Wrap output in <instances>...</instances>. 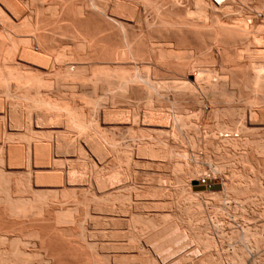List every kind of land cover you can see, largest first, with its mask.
Segmentation results:
<instances>
[{"label":"bare ground","instance_id":"obj_1","mask_svg":"<svg viewBox=\"0 0 264 264\" xmlns=\"http://www.w3.org/2000/svg\"><path fill=\"white\" fill-rule=\"evenodd\" d=\"M214 1L0 0V89L4 90L5 97L14 99L11 114L16 116L17 112L23 114L21 111L26 110L29 115L28 109L35 112L38 110L37 114L44 115L38 117L42 118L40 122L48 119V126L64 127V131L56 135L55 143L52 141L56 151H59L57 154L64 156L68 151L67 156L74 147L76 153L82 156L80 159L78 155V160H88L87 155H84L85 149L91 157L89 163L85 161L88 170L84 164L79 169L72 167L74 159H66L69 164L72 162L68 171L62 173L63 176L60 173L56 176L57 172L53 175L51 171H55L53 167L60 159L52 153V156L49 155V148L41 142L43 140H35V134L29 130L31 116H28L29 125L25 137L30 132L33 135L30 134L28 140L30 138L34 141L29 143L25 138L29 144L26 143L28 148L25 155L21 154L20 148L0 144V182L3 181L5 185L8 182L2 177L1 169L4 166L9 171L10 168L20 170L25 166L27 183L33 187H29L33 195V190L36 191L34 188L47 186L45 190L37 189L36 194L44 191L49 193L48 196L51 193L56 196V193L61 192L63 197L64 193L68 194V189H73L71 194L74 191V195L78 193L81 199L77 198L79 202H76V196L72 194L76 199L73 205L79 207V211L83 210L82 216L85 218H72L69 209L66 210L69 215L60 210V215L57 212L59 217L56 216V223L59 219L62 221L64 216L61 224L76 225L74 229L66 228L64 224L63 229L54 227L52 230L53 226L49 229L43 221L36 220L40 223L36 228V235L40 238L38 246L43 255H52V259H49L52 264H59L63 259L74 264L262 263V260L256 258L255 252L261 249L259 245L264 240L263 237H257L252 230L257 224L250 221L256 215L258 218L264 217V71L261 75L262 67H259L260 70L256 68L252 71L259 72H252L255 74L254 77L250 76L253 80L237 84L236 77H230V73L236 69L239 60L236 61L234 57L236 63L228 64L232 56L231 44L238 40L236 36L241 37L238 33H242L245 26L247 31L252 28L250 23L246 24V20L238 22L248 14L245 12L250 10L248 8L252 2L237 0L238 3H234L235 0H231V5L237 4L231 7L227 0H223L225 3H221L222 0H219L220 3ZM210 2H213L212 6ZM240 9L246 11L242 13ZM254 10L251 8L252 12ZM240 13L245 15L241 17ZM259 15L264 13L260 12ZM261 18L264 19V16ZM234 19L241 24L239 28L238 23L232 26ZM206 22L209 23L207 28L213 26L215 31L209 29L216 32L214 36L207 33L204 40L202 36L206 33L203 31L209 30L203 28L200 31L202 27L199 24L200 30L194 29L199 34L203 32L200 36L204 42L211 41V46H206L209 42L204 43L198 33V40L204 45L196 40V35H193L194 38L190 36L197 23H205L202 25L205 27ZM230 22L232 25H229ZM260 23L264 24V21ZM226 26L232 27L227 32H232L231 29L234 31L236 26V30L242 31L235 30L237 34L232 32L235 40L229 33L226 34L233 39L224 35L223 38L221 35L215 37L217 33L224 34ZM255 27L248 31L252 32L253 37ZM258 29L256 33L260 34L263 26L261 31ZM249 33L247 38L252 35L249 36ZM209 35L214 38L213 41L208 39ZM247 38L245 36L244 40ZM250 38L246 41L251 40L255 48L260 42L264 47L263 40H258L259 44L256 45L253 38ZM244 40L243 46L246 47ZM243 42L236 46L242 47ZM200 45L210 48L211 52ZM212 46L218 48V53H214ZM212 53L213 63L220 55L225 61L221 60V64L216 61L214 65L210 62L212 66H209L207 60H204L205 66H197L201 57L212 59L209 58ZM5 64L14 65L16 71H2ZM87 68H95L96 72L90 86L87 85L91 89L85 86L86 91L82 89L84 81L78 77V71ZM225 74L229 75L230 80L223 77ZM58 78L62 82L63 91L68 92L72 100L79 99V106H70L73 103L72 100L69 103L70 97L67 101V98H62L66 102L60 106L57 100L46 99L47 95L42 97L41 87L44 88L50 80ZM9 83L14 85L13 93L8 91ZM77 86L82 90L76 92ZM86 106L91 110L90 113ZM87 110L92 115L88 119L87 116H90L86 114ZM27 115L24 117L27 118ZM15 119V122L19 121ZM46 121L42 123L44 126L48 124V121L45 124ZM20 122L21 119L14 125L21 126ZM37 122L40 126L39 120ZM201 123L206 126H201ZM16 129L20 127L16 126ZM70 133L82 139L79 147H72L73 143L69 147L72 138ZM184 142H187L189 149L188 146L187 149L181 147H186ZM67 147L70 149L65 151ZM181 158L193 159L195 163L191 166L189 163L193 161L188 159L190 162L187 161V165L184 163L186 159L183 161ZM76 160L74 162L79 164L80 161ZM48 172L51 175L46 176ZM201 180H211L220 189L193 191L192 188L198 186L194 183ZM8 190H4L5 193ZM12 200L6 199L7 202ZM27 200L8 204L9 208H17L18 211L9 213L10 218L6 215L0 217L1 229L11 230L19 224L36 223H31L33 217L27 219L30 214L27 206L34 208L38 201L32 203ZM67 201L66 198V205H62L67 206L68 203L72 207L70 201ZM41 204L42 208L44 205ZM202 207L218 210L214 214L209 210L212 213L211 217L208 213L212 219L209 218V221L213 225L212 229L207 225L210 232L203 225L200 226L202 219L199 221L194 218L195 210L198 209L195 215L197 218ZM40 213H37L39 219L42 216ZM15 221L21 222L18 224ZM87 221L91 225L89 229L83 227L84 224L89 226L85 223ZM52 223L55 224V221ZM261 224L264 223L259 226ZM3 234L0 232V243L8 242V250H0V264H41L34 262L32 255L20 251L16 247L17 241ZM260 256L261 253L259 259L264 258Z\"/></svg>","mask_w":264,"mask_h":264},{"label":"rangeland","instance_id":"obj_2","mask_svg":"<svg viewBox=\"0 0 264 264\" xmlns=\"http://www.w3.org/2000/svg\"><path fill=\"white\" fill-rule=\"evenodd\" d=\"M207 1V0H206ZM209 1V0H208ZM212 1H214V0H212ZM216 1V0H215ZM214 1V2H215ZM221 1V0H220ZM225 2H226V0H224ZM223 0L221 1V3L222 2H224ZM233 1V0H232ZM231 0L229 1V0H227V3L228 4H230V6L231 7H233V5H237V4H232L231 5V3H233ZM249 1V0H248ZM256 1H258V2H256ZM264 0H251V1H249V2H252V3H250V5H249V8L248 9H250V10H248L247 12H245L246 10H239L240 12H242L243 13V11L245 12V14H247V15H245V14H242V13H240L241 14V17L243 16V15H245V16H243L244 17V19H240L238 22H240L241 20L244 22L245 20V22H246V24H249V26H251L253 29H254V25H256V27H255V29H256V31H257V29H258V27H259V29H258V31L260 30V28L263 26V29H264V24H261L260 22L262 21H264V19L263 18H261L262 20H260L259 18H260V16L261 17H263L264 15H259L260 14V12L263 14L264 13V11H263V8H264V2H263ZM217 2H219V0H217ZM224 2V3H225ZM211 3H213V2H210V6H212V4ZM220 3V2H219ZM226 3V4H227ZM234 3H238V1L237 0H235V2ZM257 3L258 4H260V5H257ZM208 4V3H207ZM251 4H253V6L251 5ZM208 5V6H209ZM239 5V4H238ZM261 5H262V9H261ZM256 6H258V8H256ZM254 10V8L256 9V11L259 13H257V12H255V10H254V12H252L251 11V8ZM209 8V10H210V7H208ZM234 8H235V6H234ZM258 9V10H257ZM263 12H262V11ZM235 11H236V9H235ZM249 11L251 12V13H249ZM260 11V12H259ZM253 13H256L255 15L253 14ZM249 14L251 15H254V17L256 18V20H254L255 18L251 15V16H249ZM257 15H258V17L259 18H257ZM249 17H252V18H250L249 19ZM251 19L252 20H254V21H256V22H254V21H252V22H250L251 21ZM257 19H259V20H257ZM235 21L233 22L234 24L232 25V22H230V24L229 25H232V26H234L235 25V23H238V22H236V19H234ZM233 21V20H232ZM249 21V22H248ZM259 21V22H258ZM242 22V23H243ZM258 22V23H257ZM256 23V24H255ZM260 23V24H259ZM198 24H199V26L200 27H202V29L200 30V27L198 26ZM205 23H201V25H200V23H197L196 24V26H195V23H194V26L195 27H193L192 28V30L194 29V28H198L200 31H203L204 29L203 28H205V29H207V31L208 32H206L205 30L203 31L204 33H206L205 35H203L202 36V33H200L201 34V36L203 37V39L205 38H207V36L206 35H208L209 33H210V35L211 34H213V33H216V32H213V31H215V30H213V26H211V28L208 26V28H207V25H209V23H207L206 22V25H205V27L204 26H202V25H204ZM239 24L240 23H238V28H239ZM244 25H245V23H243ZM252 24H254V25H252ZM257 24H258V27H257ZM192 25V24H191ZM261 27H260V26ZM198 26V27H197ZM237 26H236V28L234 29V27H233V29H234V31L237 29ZM240 26H241V24H240ZM243 26V25H242ZM248 26V27H249ZM190 27H192V26H190ZM230 28H232L231 26H229ZM228 26H226V29L224 28V30H226V32H223L224 34H222V32H220V34H216L215 35V37H217L218 38V36L219 37H221L222 36V38H223V35L224 36H226V37H228L229 38V34H231V36L234 34V33H236L237 34V32H234L232 29L230 30V31H232V32H234V33H232V32H227L230 28H229ZM246 28H244L245 30H243V32L242 33H245L247 30L246 29H248L247 28V26H245ZM250 27V28H251ZM211 30H213V31H210V29ZM229 28V29H228ZM241 28V27H240ZM249 28V29H250ZM251 28V29H252ZM190 29V28H189ZM228 29V30H227ZM251 29L250 30H248L249 32L251 31ZM262 29V31L260 32V34L261 33H263L264 32V30ZM191 30V29H190ZM191 30V31H192ZM239 30V29H238ZM238 30H236V31H238ZM191 31H189V32H191ZM194 31H197V32H194ZM222 31V30H221ZM239 31H242V29H240ZM238 31V32H239ZM247 31V32H248ZM255 33H256V31L255 30H253ZM131 32V31H130ZM129 32V33H130ZM195 33V34H192V33ZM248 32V33H249ZM253 32V33H254ZM132 34H133V32H131ZM196 33H198V35L200 36V34H199V31L198 30H193L192 32H191V34H190V36H192V38H194L193 37V35H196ZM208 33V34H207ZM226 33H229V34H226ZM242 33H238V34H240V36L242 37H239V35L238 36H236V37H238V40L236 39V37L234 38L233 36H235V34L231 37L233 40H235L236 39V42H238L240 39H241V41L240 42H243L242 41V39L244 40V37L246 36V38L248 37V33H246V34H242ZM255 33H254V37H256L255 36ZM258 33V34H257ZM256 34H257V36L260 38V34H259V32H257ZM131 34V35H132ZM226 34V35H225ZM242 34V35H241ZM250 34H252V32L251 33H249V36H250ZM264 34V33H263ZM262 34V36H264ZM209 35V36H210ZM221 35V36H220ZM260 35V36H259ZM197 36V35H196ZM195 36V37H196ZM200 36V37H201ZM212 36V35H211ZM211 36H210V38L208 37V39L210 40V39H212L211 38ZM213 36H214V34H213ZM244 36V37H243ZM262 36H261V39H258V37H256L255 39H254V37H253V34L249 37L250 39H252L253 41H254V44H255V42H256V45L257 44H259V41L258 40H263L264 41V39H262ZM202 37L200 38L202 41H203V39H202ZM249 38H247V39H249ZM264 38V37H263ZM199 38H198V36L196 37V40H198ZM199 39V40H200ZM204 39V40H205ZM214 39V38H213ZM213 39H212V41H213ZM216 39V38H215ZM246 39V40H247ZM257 39V40H256ZM198 40V41H199ZM246 40H244V41H246ZM256 40V41H255ZM202 41H199V42H201L202 44H203V42ZM216 41V40H215ZM214 41V42H215ZM251 41V40H250ZM250 41H246V47H244L243 46V44L245 43V42H243L242 43V47H241V45H238V46H240V47H238V46H236V44H239L240 42H238V43H236V42H234V43H232L231 44V47H230V54L232 55V56H230L229 58H231V59H229V62L230 63H228L229 65L231 64H233L232 62H235V60H234V57H235V59H236V61H238L239 60V64L237 65V63H236V65H235V63H234V65L236 66V69H234V71H231V68H229L230 69V71H231V73H230V77H232V78H234L235 79V77H236V82H237V84H240V83H238V82H245V83H247V81L249 82L250 80H253L252 79V77H254L253 75H255V74H253V73H256V72H259V71H252V70H254V69H256V68H258V70H260L259 69V67H262L261 69H263V70H261L260 71V73L262 72V71H264V47H262V43L260 42V44L258 45V47L257 48H255L254 46H252L253 45V43H250ZM252 41V42H253ZM199 42H197V43H199ZM206 42V41H205ZM204 42V43H205ZM207 42H209L208 43V45H206V46H209L210 45V43H211V41H208L207 40ZM206 42V43H207ZM213 42V43H214ZM247 42H249L250 43V45H248V43ZM200 43V44H201ZM212 43V45L214 46V44ZM264 43V42H263ZM241 44V43H240ZM204 45V44H203ZM203 45H200V47L202 46L204 49L206 48V50L208 49V47H204ZM245 45V44H244ZM255 45V46H256ZM264 45V44H263ZM211 46V45H210ZM212 46V48H213V50L215 49V52L214 53H218L217 51H216V48H214ZM250 46H252V49H250ZM201 47V48H202ZM245 49H244V48ZM255 48V50H253L254 48ZM262 47V48H261ZM212 48H211V50H212ZM249 48V50H247L246 51V49H248ZM204 49H202V51L204 50ZM218 49V48H217ZM206 50H204V51H206ZM209 51H210V48L208 49ZM213 50H212V52H213ZM245 50V51H244ZM250 50H252V51H250ZM209 51H206V53H208ZM236 51V52H235ZM241 51H244V52H241ZM211 52V51H210ZM214 53H212L211 54V56L209 57V58H212V59H210V60H208V58L207 59H203V57H201L202 59H200L202 62H203V64H202V62L200 61V63L202 64H200V63H198L197 64V66L199 65V66H205L204 65V63H205V61L204 60H207L206 61V64H210L209 66H212V65H214V63H216V61L217 62H219L220 64L221 63H223V62H221V60H223L224 59V57H223V59L221 58L222 56L220 55L219 56V54L217 55V56H219L220 58H217V56L215 55V57L217 58V59H219V61L217 60V59H214V63L212 62V60H213V55H214ZM229 54V55H230ZM208 57V56H207ZM205 58V57H204ZM227 59H228V57H227ZM232 59H233V61H232ZM223 61H225V60H223ZM210 62H212V65H211V63ZM217 64V63H216ZM208 66V65H207ZM220 66V65H219ZM223 66V65H222ZM2 67L0 66V69H1ZM227 67H225V69H226ZM233 68H234V66H233ZM224 69V70H225ZM228 69V68H227ZM226 69V70H227ZM257 70V69H256ZM2 71H10V73H13V72H15L16 71V69H15V66L14 65H11V64H5V67H4V70H2ZM95 72H96V69L95 68H87V69H82V70H80V71H78V77L79 78H81V79H83L82 80V82L84 81V83H82L83 85H84V87L85 86H87V85H89L90 86V84L92 83V80H94V78H93V75L95 74ZM229 72V71H228ZM253 72V73H252ZM225 73H226V71H225ZM250 73H252V74H250ZM259 73V74H260ZM264 73V72H263ZM263 73H261V75L263 74ZM227 74H229V73H227ZM227 74H225L223 77L226 79V78H228L229 80H230V77H229V75H227ZM227 75V76H226ZM250 76H252V77H250ZM59 79V81H60V78H58ZM57 79V80H58ZM70 79V78H69ZM68 79V81H70ZM81 79H79V82L81 81ZM57 80H50L48 83L49 84H47L44 88L43 87H41V89H40V92L41 93H43L44 94V96H43V94H42V97L43 98H45V95H47V97L48 98H46V99H49V100H51L52 98V100L51 101H54V99H55V101H56V103L57 102H59V103H57L59 106L60 105H63V104H65V103H63V102H66L67 100H69L70 99V102L69 103H71V100H72V97H70L69 95V93L68 92H64L63 90H64V88H62V86H61V81L59 82V81H57ZM261 81V80H260ZM66 82V81H65ZM252 82V81H251ZM59 84H60V86H59ZM86 84V85H85ZM82 85V86H83ZM79 86V85H78ZM78 86L76 87V89H78V90H75L76 92H78L79 90H82V89H87V87H82V89L80 88H78ZM60 88H61V90H60ZM91 89V88H90ZM89 89V87H88V90H90ZM45 90V91H44ZM84 90V91H85ZM8 91L10 92V93H13V91H14V85L12 84V83H9V85H8ZM87 91V90H86ZM32 93V92H31ZM100 93V92H99ZM98 92H96V94H99ZM70 97V98H69ZM62 98H67V99H62ZM69 98V99H68ZM60 99H62V101L60 100ZM13 101H14V99H12L11 97H5V94H4V90L1 88L0 89V104H1V108H2V110H1V108H0V144H4V145H6V146H11V145H13L14 147H17L18 149L20 148L21 150H22V152H21V150H20V152H21V154L23 153V155H25V153H26V150H27V148H28V142L26 141V137H27V140H28V137H29V135L31 134V136L33 135V134H35V135H33V136H35V140L37 139V140H43V141H41V142H43V144L45 145H47V147L49 148H47L48 149V152H49V155H51L50 153H52V155L53 156H55L58 160L60 159V162L59 161H57L58 163L53 167V169L55 170V171H51V173L54 175V173H58V175H56V176H59V173L63 176V174L64 173H66L67 171H68V169H69V167H70V165L72 164V162H73V164L71 165L72 167H78V169L80 168V167H83V164L85 165V167L88 165V164H86V162H88V160H90L91 161V157H90V152L87 150V149H85V156H86V159H88V160H85V159H82V160H85L84 162L83 161H81L80 159H81V157H80V155L78 154V153H76L77 152V150H74L75 148L73 147V146H78L79 147V143H80V141L82 140L81 138L79 139V137L77 136V137H75L73 134H75V133H70V134H72V135H70V136H72V138H70L71 140V143H69L70 144V146L69 147H71V144L73 143V144H75V145H73L72 144V154H71V152H70V154L68 153L67 154V156H66V153L68 152V151H66V150H68V148L69 147H67L66 149H65V151H66V153H65V151H64V153H65V155L63 156L62 154H57V153H59V151L57 152L56 151V149H55V145H54V141H55V137H56V135H59L61 132H63L64 130V127H62V129L61 128H59V127H55L54 126V128H53V126L51 127V126H48L49 125V121H48V119H45V117H44V119L45 120H47L48 121V124H47V121H46V123L45 124H47V125H43L44 123L43 122H45V120L43 121V122H40V120L42 121V118L40 119H38V117L39 116H41V114L40 113H38L37 114V112H39L38 110L35 112V110H29L28 109V111H27V113L29 114V115H27L26 114V110H22L21 112L24 114H21V113H19V112H17V114L16 113H13V114H16V116H13L11 113H12V105H13ZM67 102V103H68ZM72 102L73 103H71L70 104V106L72 105V107H75V105H76V107L77 106H79L80 105V103H79V99L76 101H74V100H72ZM63 103V104H62ZM73 104H74V106H73ZM78 104V105H77ZM69 105V104H68ZM88 106V105H87ZM86 106V108L87 109H89L90 108V105L87 107ZM75 107V108H76ZM93 107V106H92ZM95 107H97V106H95ZM9 108H10V110H9ZM91 109V108H90ZM89 109V110H90ZM95 109H98V107L97 108H95ZM11 111V112H10ZM10 112V113H9ZM33 112V113H32ZM41 112V111H40ZM91 112V110L89 111V113ZM88 113V110L86 111V114L88 115L89 114ZM20 114H21V116H20ZM31 114V115H30ZM50 114V113H49ZM48 114V115H49ZM52 114V113H51ZM50 114V115H51ZM92 114V113H91ZM11 115V116H10ZM17 115H19V116H17ZM23 115V116H22ZM27 115V118H25L24 116H26ZM36 115H38V116H36ZM53 115V114H52ZM86 115V116H87ZM28 116H31V117H29L30 119H31V121H30V128H29V130H30V132H32V133H28L27 135H26V137H25V134H26V129H28V126L27 125H29V123H28ZM44 116V115H43ZM43 116H41V117H43ZM89 116L90 117H88L87 116V119L88 118H91L92 117V115H90L89 114ZM10 117H11V120H10ZM12 117H13V119L14 118H17V121L19 120L20 121V119H21V126H18V124H16V125H14V123H18V122H15L16 121V119L15 120H13L12 119ZM19 117V118H18ZM194 118H192V120H193ZM27 120V122H25ZM34 120H36V121H33ZM37 120H39V122L41 123V125L39 126V124H38V122H37ZM193 121H198L197 119H194ZM22 122H24V123H26V126H25V124L24 123H22ZM52 122V121H51ZM53 122H55V121H53ZM200 122H202V123H204L202 120L200 121ZM36 123V124H35ZM43 123V124H42ZM202 123H201V126H203L202 125ZM15 127H14V126ZM37 125V126H36ZM4 126V127H3ZM10 126V127H9ZM16 126L19 128L20 127V129H16ZM48 126V127H47ZM62 126V125H61ZM204 126H206V125H204ZM203 126V127H204ZM203 127H201L202 129H203ZM5 128V129H4ZM59 128V129H58ZM3 129H4V131L5 132H3ZM24 130H25V132H24ZM54 131V132H51V131ZM56 130V131H55ZM59 130V131H58ZM62 130V131H61ZM204 131L206 130V129H203ZM28 132V131H27ZM57 132H59V133H57ZM4 133H6L5 135H4ZM55 133V134H54ZM5 137H4V136ZM9 135V136H8ZM6 137H8V139L6 138ZM9 137H10V139L12 140H10L9 139ZM38 137V138H37ZM39 137L40 138H42V139H39ZM50 137H51V139H50ZM52 138H53V140H52ZM75 138V140H72V139H74ZM48 139H50V140H48ZM5 140V141H4ZM8 140H10V141H8ZM31 140V141H30ZM4 143H3V142ZM29 143L31 142L32 143V141H34V140H32V139H30L29 138ZM40 141H37V142H40ZM54 143H53V142ZM69 141V142H70ZM73 141V142H72ZM75 141V142H74ZM77 141H78V143H77ZM52 142V143H51ZM12 143V144H11ZM26 143L28 144V145H26ZM77 143V144H76ZM184 143H186V147H185V145H180L181 147H183L184 149H187V146H188V149H189V145H187V142H184ZM184 143H182V144H184ZM68 144V145H69ZM181 144V143H180ZM27 146V147H26ZM70 149V148H69ZM190 150H192L191 148H190ZM200 150V149H199ZM62 151V152H63ZM70 151V150H69ZM84 151V150H83ZM61 152V153H62ZM63 153V154H64ZM51 155V156H52ZM59 155V156H58ZM79 155V157H80V159L78 160V158L79 157H77ZM84 157V156H83ZM188 157H189V155H188ZM85 158V157H84ZM66 159H70V160H72V159H77L76 160V162H79L80 161V163L78 164V163H75L74 162V160H72V162L70 161V164H69V161H67ZM183 161L186 159V158H181ZM190 161L192 160L193 161V159H190V158H188ZM188 159H186V162H184V163H186L187 165H194V163H195V161H193V163L192 162H190ZM66 160V161H65ZM182 160H180L181 162H183ZM64 161V162H63ZM187 161H189L190 163L188 164V162ZM201 161V160H200ZM62 162H63V164H62ZM65 162H67V163H65ZM83 162V163H82ZM60 163H61V165H60ZM89 163V162H88ZM59 164V165H58ZM67 164V165H66ZM69 164V165H68ZM80 164H82V165H80ZM64 165H66V166H64ZM73 165H75V166H73ZM69 166V167H68ZM56 167V168H55ZM71 167V168H72ZM187 167H190V166H187ZM186 167V168H187ZM1 168V167H0ZM8 167H5L4 166V168L3 169H1L2 170V174H3V176L2 177H4V179H5V181H8L7 183H6V185H7V187H9V188H7L6 187V185H5V183L3 184V181H1L0 182V187H2V185H3V187H2V189H0L1 191H0V217H5V215H6V217L7 218H10L9 216V213H11V214H13V212L14 213H16L15 211H18L17 210V208H15V209H11V208H9L8 207V204H12L13 202H16V201H18V200H24L25 201V199L27 200V201H29V202H32L33 203V201H38V203L39 204H41V201H43V202H45V204L42 202V204L41 205H44V206H42V208H41V206L38 204V203H34L35 205H34V208L32 207H29V206H27V205H29V204H26V206H27V211H29V213L31 214H29V216L27 217V219L30 217V218H34V216H35V214L34 213H36V219L34 220L33 218V220L31 219L30 220V218H29V220L30 221H32L31 223H35L36 222V220H37V222H38V220L39 221H43V224L45 225V226H47L49 229H52V226H53V229L52 230H54L55 228H59V229H63V225L65 224V223H62L61 224V222H63V219H64V216L62 215V213H67L68 215H69V212H67L68 211V209H69V211L71 210V211H73V212H71L70 211V213L72 214V218H76V219H78V216L80 217V216H84V212H83V210L81 209L80 211L78 210V208L79 207H75L74 205L76 204H74L73 202H75V200L79 197V195H78V193H76L75 192V195H74V191H72V194L74 195V197L76 198H74V197H72V194H71V190H73V189H66L67 190V192H68V194H65L64 192V196L62 197V194H61V192H58V193H56V196L58 197H56L53 193H51L49 196L47 195V193L48 192H44V191H42V192H40L39 191V195H41V197H43L44 199H42L38 194H36L38 191H37V189H39V190H41L42 188V190H45V188L47 187H37V188H34V189H36V191L35 190H33V192H34V195H33V193L31 192V190H32V186L29 184V183H27L28 181V178H27V176H26V174H25V172H26V168H25V166H23L22 168H20V170L19 169H16V168H13L12 170H11V168H10V171H9V168L7 169ZM87 168V170H88V166L86 167ZM16 169V170H15ZM64 172H63V171ZM19 171V172H18ZM50 172V171H49ZM48 172V173H49ZM63 173V174H62ZM49 175H51L50 173L49 174H47L46 176H49ZM60 175V176H61ZM8 178V180H6ZM58 178V177H57ZM62 178V177H61ZM2 183V184H1ZM19 184V185H18ZM18 185V186H17ZM28 185V186H27ZM32 187V188H29V187ZM3 188H5V189H3ZM6 189L9 191L8 193H5V191H6ZM31 189V190H30ZM5 190V191H4ZM69 190H70V192H69ZM4 191V192H3ZM45 193H46V195H45ZM44 194V195H43ZM49 194V193H48ZM52 194H53V196H52ZM40 197V199H41V201H39L40 199L38 198V196ZM68 196V197H66V196ZM71 195V196H70ZM34 196V197H33ZM51 197H53V199L51 198ZM55 197V198H54ZM60 197H62V198H60ZM65 197V198H64ZM72 197V198H71ZM7 198H11V200H12V202H7L6 201V199ZM57 198V199H56ZM64 198V199H63ZM66 198H67V202H69L70 203V205H72V207L71 206H69V204L67 203V206H63V205H66ZM69 198V199H68ZM62 199V200H61ZM72 199V200H71ZM78 199H80V198H78ZM78 199L76 200V202H79L78 201ZM9 200V199H8ZM81 200V199H80ZM35 201V202H36ZM59 202V203H58ZM60 202H62V203H60ZM64 202H65V204H64ZM58 204V205H54V204ZM72 203V204H71ZM3 204H6V206H4ZM63 204V205H62ZM74 204V205H73ZM62 205V207L64 208H62V207H60V206ZM25 206V207H26ZM33 206V205H32ZM36 206V207H35ZM38 206V207H37ZM24 206H22L21 207V209L23 208ZM29 207V208H28ZM73 207L74 208H76V209H73ZM206 207H202V209H200V211L199 212H201V214L202 215H204V216H202V215H200V213L198 212V214L200 215H197V218H196V214H197V211L196 210H198V209H196L195 210V215H194V218L195 219H199V221L202 219V221L200 222V226L201 225H203L204 227H206L207 228V231L208 232H210L211 231V229L213 228V225L211 224L212 223V221H209L211 218V216H212V213L213 212H217L218 210L217 209H215L214 208V210H213V208L210 210V209H205ZM26 209V208H25ZM73 209V210H72ZM80 209V208H79ZM205 209V210H204ZM22 210H24V209H22ZM58 210V211H57ZM60 210H61V215L63 216V219H62V221H61V219H59L60 221L59 222H57L56 223V220H58L57 218H56V216L57 217H59L58 215H57V212H58V214L60 213ZM67 210V211H66ZM77 210H78V212H77ZM202 210V211H201ZM206 210H210L209 212H207ZM217 210V211H216ZM26 211V210H25ZM65 211V212H64ZM77 213H76V212ZM204 211V212H203ZM40 213V215H42V216H40V218L41 219H39L38 218V215L39 214H37V213ZM79 212H81V215H80V213ZM89 212H90V209H89ZM203 212V213H202ZM207 212V213H206ZM74 213H76V214H74ZM83 213V214H82ZM205 213V214H204ZM208 213H210V214H208ZM70 214V215H71ZM207 214V215H206ZM214 214V213H213ZM2 215V216H1ZM60 215V214H59ZM66 215V214H65ZM68 215H66V216H68ZM206 215V216H205ZM208 215H210V217L208 216ZM62 216L60 217V218H62ZM82 216V218L81 219H83V218H85V217H83ZM202 216V217H201ZM208 216V217H207ZM219 216V215H218ZM222 216V215H221ZM258 215H256V216H254L253 217V219L255 218V221L252 219L250 222H252V223H255V225L256 226H254V228L252 229L256 234H257V237H263V239L262 240H264V231H262L263 229H264V224H261L260 226H259V224L260 223H264V220H263V216H261V218H258L257 217ZM42 217H43V219H42ZM198 217H201V218H198ZM204 217V218H203ZM205 217H207V220H206V218ZM220 217V216H219ZM257 217V218H256ZM263 217V218H262ZM38 218V219H37ZM79 218V219H80ZM172 218V217H171ZM210 218V219H209ZM221 218V217H220ZM27 219H25V220H27ZM46 219V220H45ZM55 219V220H54ZM206 221H205V220ZM260 219V223L258 222L257 223V221ZM15 220H17V219H15ZM25 220H24V222H25ZM86 220H88V219H86ZM172 220H174V217H173V219ZM204 220V221H203ZM212 220V219H211ZM262 220V221H261ZM50 221V222H49ZM55 221V224L54 223H52V222H54ZM89 221V220H88ZM85 222L86 224H90L89 222ZM254 221V222H253ZM16 223H20L21 221H15ZM28 222V221H27ZM35 223V224H30V223H27L26 225H18V227L17 226H14V228L12 227V231L11 230H9L8 228L6 229V228H2L3 229V231H2V229L0 228V232L6 237V238H9V239H13V240H15V242H16V247L20 250V251H22V252H26V253H28V254H30V255H32V259H33V261L34 262H39V263H41V264H46L48 261L50 262V263H48V264H52V262H51V260H49V259H52V255L51 254H49L50 255V258L45 254V255H43L42 254V250L40 249V247L38 246L40 243V241H39V239L40 238H38V236L36 235V228H37V226L38 225H40V223ZM47 222V223H46ZM209 222V223H208ZM207 223V224H206ZM251 223V224H252ZM23 224H25V223H23ZM49 224H50V226H49ZM60 224V225H59ZM198 224H199V222H198ZM209 224H211V225H209ZM9 225V224H8ZM57 225V226H56ZM62 225V226H61ZM66 225V226H65ZM64 226L67 228V226H68V228L69 227H72L73 228V226H76V225H70L69 226V224L67 225V224H65ZM211 228H209L208 226ZM254 225V224H253ZM21 226H22V228H21ZM30 226V227H29ZM32 226V227H31ZM58 226H60V227H58ZM86 226V227H85ZM90 226V227H89ZM89 226H87V225H83V227H85L86 229H89V228H91V225H89ZM259 226V227H258ZM16 227V228H15ZM20 227V228H19ZM26 227V228H25ZM28 227V228H27ZM35 227V228H34ZM55 227V228H54ZM64 227V228H65ZM263 227V229L262 230H260L261 228ZM20 229V230H17V229ZM25 228V229H24ZM65 228V229H66ZM32 229V230H31ZM34 229V230H33ZM74 229V228H73ZM8 230V231H7ZM15 230V231H14ZM24 230V231H23ZM259 230V231H258ZM75 231V230H74ZM258 231V232H257ZM20 232V233H19ZM38 232V231H37ZM76 233L78 232V229L75 231ZM74 232V233H75ZM260 232V233H259ZM262 232H263V234H262ZM50 233H51V231H50ZM75 233V234H76ZM35 235L37 236V237H35ZM262 235V236H261ZM260 238V239H261ZM259 239V238H258ZM261 240V241H262ZM0 242H2V241H0ZM3 243H5V244H3ZM3 243H0V250H3V249H6V250H8V242H3ZM261 243V242H260ZM259 243V244H260ZM264 243H262V245H263ZM261 244L259 245V246H261V249H257V251L255 252L256 254H255V256H256V258L258 259V260H262V263H263V261H264V258L263 259H259V254L261 253V256L263 255L264 256V253H263V249H264V245L262 246ZM39 247V248H38ZM188 248V247H187ZM260 248V247H259ZM263 248V249H262ZM260 250V251H259ZM262 250V251H261ZM263 253V254H262ZM258 255V256H257ZM260 256V258H262ZM256 258H254V259H256ZM48 259V260H47ZM253 259V260H254ZM47 262H46V261ZM63 261H65L64 263H63ZM63 261L61 262V263H59V264H74V262H72V261H70V260H64L63 259ZM255 261H257V260H255ZM261 262H259L258 263V261H257V263L255 262L254 264H262ZM160 264H161V262H160ZM162 264H164V263H162ZM264 264V263H263Z\"/></svg>","mask_w":264,"mask_h":264},{"label":"water","instance_id":"obj_3","mask_svg":"<svg viewBox=\"0 0 264 264\" xmlns=\"http://www.w3.org/2000/svg\"><path fill=\"white\" fill-rule=\"evenodd\" d=\"M194 184H198V186H194L192 188L193 191H215L219 190L220 186L217 183L212 182L211 180H201L199 182H195Z\"/></svg>","mask_w":264,"mask_h":264}]
</instances>
